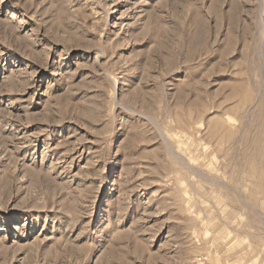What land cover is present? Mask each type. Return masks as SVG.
Instances as JSON below:
<instances>
[{
  "label": "rangeland",
  "instance_id": "rangeland-1",
  "mask_svg": "<svg viewBox=\"0 0 264 264\" xmlns=\"http://www.w3.org/2000/svg\"><path fill=\"white\" fill-rule=\"evenodd\" d=\"M0 264H264V0H0Z\"/></svg>",
  "mask_w": 264,
  "mask_h": 264
},
{
  "label": "bare ground",
  "instance_id": "bare-ground-1",
  "mask_svg": "<svg viewBox=\"0 0 264 264\" xmlns=\"http://www.w3.org/2000/svg\"><path fill=\"white\" fill-rule=\"evenodd\" d=\"M14 102V101H13Z\"/></svg>",
  "mask_w": 264,
  "mask_h": 264
}]
</instances>
